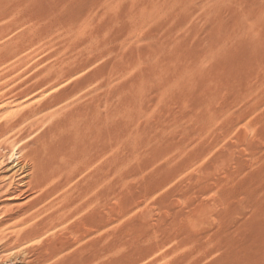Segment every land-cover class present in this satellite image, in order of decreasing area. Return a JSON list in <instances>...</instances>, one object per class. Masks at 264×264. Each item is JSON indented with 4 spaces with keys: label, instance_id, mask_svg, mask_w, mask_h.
Listing matches in <instances>:
<instances>
[{
    "label": "rangeland",
    "instance_id": "1",
    "mask_svg": "<svg viewBox=\"0 0 264 264\" xmlns=\"http://www.w3.org/2000/svg\"><path fill=\"white\" fill-rule=\"evenodd\" d=\"M84 105L101 211L55 264H264V0H0V126L42 120L0 150V221L33 196L7 166Z\"/></svg>",
    "mask_w": 264,
    "mask_h": 264
},
{
    "label": "bare ground",
    "instance_id": "2",
    "mask_svg": "<svg viewBox=\"0 0 264 264\" xmlns=\"http://www.w3.org/2000/svg\"><path fill=\"white\" fill-rule=\"evenodd\" d=\"M67 109V112L60 116L55 122V125H50L51 127L46 132L48 134L41 135L38 142H35L36 144L32 148L25 146L20 149L19 147L20 153L18 160L15 158L17 160L15 161L16 164L7 166L14 171L11 178L14 179L17 172H20L22 175L20 180L18 179L19 182L17 181L20 184L15 188L13 187L12 194L15 192L29 191L33 196L31 200L28 198L29 201L23 206L24 208L17 210L18 212L8 213L6 218L0 221V264H55V259L63 251L67 250L69 246L73 245V241L70 239L71 237H63L65 236L64 234H61L62 236L58 235L59 237H57L54 234L55 230L57 231L59 227L63 228V225L68 224L76 213L84 210L91 203H95L97 213L100 215L101 199H103L102 194L104 192L101 186L103 180V150L99 142L98 129L100 123L96 124L97 122H93L95 123L94 130L90 131L88 129L91 133L86 130L89 134H85L82 137L83 140L80 141L81 144L79 143V147L74 148V153L72 149L71 151L68 149L69 143L70 146L73 144V147H75V142H72V140V143L67 142L71 138L67 139L66 137L67 133L70 134L69 132L75 133L79 125L82 124L83 127V118L92 111L93 113L95 111L96 114V109L93 105ZM41 122L42 120L40 118L28 119L24 117L1 125L0 150L1 148H4V150L11 148L7 143L8 133L15 131L21 125L24 128L27 126L33 127L41 124ZM80 132L82 133V131ZM95 132L97 136L93 137ZM94 138H96V141ZM66 143H68V149L65 147L67 146ZM90 146H93V150H88ZM2 158L3 154L0 152V166L5 161H2ZM91 168H93V171H90ZM81 173H84V178L79 182L77 181L78 185L74 186H77L76 189L74 188L73 191L68 192L64 191L61 195H58L62 187L71 180H74L75 177H81L79 176ZM8 182L11 185L14 183L10 182V179ZM1 184L3 185V183ZM24 186L26 189L22 190ZM68 226H66V235H75L88 228L85 220H81L76 224L73 223L72 225L68 224ZM99 229L100 220L94 226L95 231H99ZM83 236L73 237V240L74 238L77 241L82 240Z\"/></svg>",
    "mask_w": 264,
    "mask_h": 264
}]
</instances>
